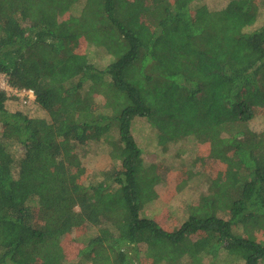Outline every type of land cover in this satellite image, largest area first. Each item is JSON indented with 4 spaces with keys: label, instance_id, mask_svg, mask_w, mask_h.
Returning <instances> with one entry per match:
<instances>
[{
    "label": "trees",
    "instance_id": "trees-1",
    "mask_svg": "<svg viewBox=\"0 0 264 264\" xmlns=\"http://www.w3.org/2000/svg\"><path fill=\"white\" fill-rule=\"evenodd\" d=\"M221 3L0 0V264H67L74 232V264H264V0ZM137 120L157 148L195 141L191 170L219 166L175 229L144 210L170 192ZM100 143L111 166L86 181Z\"/></svg>",
    "mask_w": 264,
    "mask_h": 264
},
{
    "label": "rangeland",
    "instance_id": "rangeland-1",
    "mask_svg": "<svg viewBox=\"0 0 264 264\" xmlns=\"http://www.w3.org/2000/svg\"><path fill=\"white\" fill-rule=\"evenodd\" d=\"M204 1L211 9L217 8V6H221L222 4V0ZM84 45L85 43H83V46ZM88 52L92 57L94 56L91 52V47L88 48ZM93 59L97 66L103 67L108 64L110 57L109 55L102 58H96L94 56ZM0 88L6 89L7 91H10L11 89L7 84L4 74L1 73ZM6 104L10 110H23L30 116L32 115V117L47 116L42 109H38L36 106L28 107L23 105L19 98H9ZM134 127L133 134L138 145L144 150L145 160L150 163H155L158 166L157 170L162 176V179L165 180V183L167 182L166 188L170 192L165 197L158 196L155 200L149 202L144 210L147 214L152 216L157 214V221H160L162 224L165 223L166 227L175 229L177 226H180V222L188 216L189 206L196 205L202 195L207 192L210 185L209 177L213 178L219 175V166L217 164L206 166L204 170L206 175L203 172H200L201 174H199L197 172L202 170L204 165L199 166L195 171L188 168L190 162L194 159L196 152L195 141L191 138H186L178 143L171 144L167 150H163L157 148L155 141L156 131L148 124V122L137 120ZM250 127L258 132L263 131L264 115H258L255 117L250 123ZM98 148L101 151L104 150V152L95 151ZM96 149L81 148L79 151L82 159L81 161L88 169L89 179L86 178V181H103L106 176L102 172H106L108 167L111 166L108 147L100 143L97 145ZM15 150H17V155L22 154L20 148L16 147ZM99 173L101 175L96 177V174ZM193 173H197V175ZM185 180H187L186 183L181 186L182 189H179L181 188L179 185ZM144 201H146V199H144ZM171 218L174 220H169ZM72 236L71 241L66 243L69 244L66 249L68 258L67 264L76 263L79 258L77 254L84 247V244L79 240L77 233L74 232Z\"/></svg>",
    "mask_w": 264,
    "mask_h": 264
},
{
    "label": "built area",
    "instance_id": "built-area-1",
    "mask_svg": "<svg viewBox=\"0 0 264 264\" xmlns=\"http://www.w3.org/2000/svg\"><path fill=\"white\" fill-rule=\"evenodd\" d=\"M10 91H12V90L10 89ZM21 92H23V91H21ZM28 92H30L29 95L32 97L33 91H28Z\"/></svg>",
    "mask_w": 264,
    "mask_h": 264
}]
</instances>
